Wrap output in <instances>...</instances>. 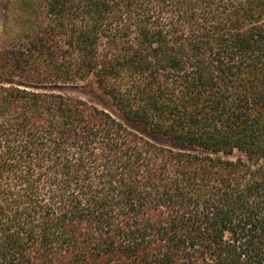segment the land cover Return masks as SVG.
I'll return each instance as SVG.
<instances>
[{
	"label": "trees",
	"instance_id": "1",
	"mask_svg": "<svg viewBox=\"0 0 264 264\" xmlns=\"http://www.w3.org/2000/svg\"><path fill=\"white\" fill-rule=\"evenodd\" d=\"M37 1L0 51V264H264V0ZM90 77L137 129L64 93Z\"/></svg>",
	"mask_w": 264,
	"mask_h": 264
},
{
	"label": "rangeland",
	"instance_id": "2",
	"mask_svg": "<svg viewBox=\"0 0 264 264\" xmlns=\"http://www.w3.org/2000/svg\"><path fill=\"white\" fill-rule=\"evenodd\" d=\"M38 5L37 0H0V51L11 52L14 45L24 43L28 24L36 17L35 10L38 9ZM64 93L104 109L124 121L111 100L99 89L93 77L67 87ZM125 123L137 129L131 123ZM152 140L162 146L181 148L178 144L168 143L162 138L152 137Z\"/></svg>",
	"mask_w": 264,
	"mask_h": 264
}]
</instances>
